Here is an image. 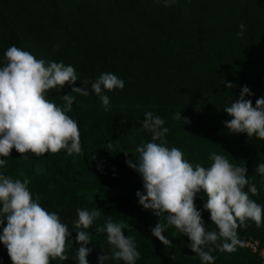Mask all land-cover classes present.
<instances>
[{"label": "trees", "instance_id": "trees-1", "mask_svg": "<svg viewBox=\"0 0 264 264\" xmlns=\"http://www.w3.org/2000/svg\"><path fill=\"white\" fill-rule=\"evenodd\" d=\"M244 24L243 37H238ZM31 52L37 59L72 65L78 74L74 87L111 72L124 81L122 90L105 91L107 110L87 84L89 95H77L68 115L78 122L82 154L64 150L27 160L13 149L0 173L13 179L27 178L29 190L41 206L56 212L71 232L68 259L51 264H78L73 222L76 209H98L101 216L87 231L92 249L88 264H99L101 251L109 253L105 232H97L108 218L130 226L124 230L135 241L140 259L136 264H201L190 249L191 241L175 228L164 235L173 246H164L151 229L159 222L152 211L139 205L137 191L145 192L140 175L129 168L142 143L151 141L143 130L145 112L165 120L167 147L181 149L193 166L208 167L211 153L247 168L248 178L259 189L251 196L264 206V186L255 167L264 162V141L246 133L231 134L225 106L239 98L243 86L255 107L264 97V0H0V67L10 46ZM231 83V89L225 83ZM65 85L49 90L48 99L62 106L71 93ZM182 119H173L180 113ZM112 143L113 147L108 148ZM124 153H128L126 157ZM3 159V157H0ZM247 191V187L245 188ZM205 193L195 204L206 228L215 230L203 205ZM0 225V235L3 227ZM243 246L232 253L215 251L214 264H261L257 253L244 246L248 239L264 248V224L248 221L237 230ZM0 264H12L0 243ZM105 264H124L109 259Z\"/></svg>", "mask_w": 264, "mask_h": 264}, {"label": "clouds", "instance_id": "clouds-1", "mask_svg": "<svg viewBox=\"0 0 264 264\" xmlns=\"http://www.w3.org/2000/svg\"><path fill=\"white\" fill-rule=\"evenodd\" d=\"M169 7L175 0H163ZM238 37H243L244 24H240ZM6 63L0 67V168L7 166L5 158L10 157L13 149L20 158L27 160V153L41 156L45 153H59L64 150L69 156L82 154L78 122L68 113L72 110L77 95L88 96L87 84L101 100L107 110L110 103L105 91L111 92L124 88V81L111 72L101 73L94 81H85L83 87H74L78 74L72 65L63 61L37 59L31 52L15 45L4 53ZM72 87L71 93L61 97L63 104L58 106L47 97L49 90ZM229 89L231 83H225ZM253 95L243 86L239 98L232 100L223 111L231 117L224 121L231 134L246 133L264 141V97L258 98L255 107L246 96ZM173 119L189 121L176 113ZM165 120L148 111L144 114L143 130L151 133V141L137 147L139 153L135 162L126 159L129 168L137 172L143 181L145 192L137 191L139 205L152 211L159 218L151 229L152 235L165 247L173 246L164 235L168 228H175L186 235L191 251L199 257L201 264H214L215 251L232 253L243 246L238 237V228L248 221L257 227L264 224V206L251 196L259 194L257 186L250 181L245 163L240 166L216 153H211L212 161L208 167L193 166L184 158L181 149L167 147L164 127ZM113 147L112 143L108 148ZM128 156V153H124ZM264 186V162L255 167ZM27 178L13 179L0 173V225L3 233L0 243L6 247L12 264H51L59 259L65 261L66 250L71 246V232L56 212H49L41 206L40 197L33 198ZM247 187V191L245 188ZM205 193L207 201L203 205L210 213L215 230L205 227L201 211L197 210L195 200L199 193ZM251 194V196H250ZM77 219L73 222L76 230V243L80 245L75 259L78 264H88L87 256L92 249L88 229L101 216L102 212L76 209ZM130 226L114 222L111 216L97 232H105L109 253L98 256L99 264L109 259L136 264L140 259L135 241L125 236L124 230Z\"/></svg>", "mask_w": 264, "mask_h": 264}, {"label": "rangeland", "instance_id": "rangeland-1", "mask_svg": "<svg viewBox=\"0 0 264 264\" xmlns=\"http://www.w3.org/2000/svg\"><path fill=\"white\" fill-rule=\"evenodd\" d=\"M244 246L250 249L251 252L257 253L261 260V264H264V248L258 249V242L256 240L248 239L245 241Z\"/></svg>", "mask_w": 264, "mask_h": 264}]
</instances>
